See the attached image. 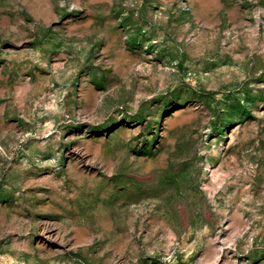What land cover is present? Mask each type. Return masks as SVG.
I'll return each instance as SVG.
<instances>
[{"label": "rangeland", "instance_id": "rangeland-1", "mask_svg": "<svg viewBox=\"0 0 264 264\" xmlns=\"http://www.w3.org/2000/svg\"><path fill=\"white\" fill-rule=\"evenodd\" d=\"M0 264H264V0H0Z\"/></svg>", "mask_w": 264, "mask_h": 264}]
</instances>
